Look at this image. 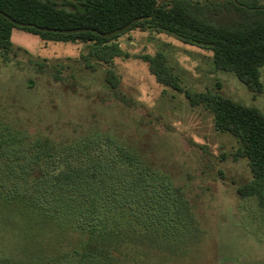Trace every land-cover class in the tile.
Listing matches in <instances>:
<instances>
[{
    "label": "rangeland",
    "instance_id": "rangeland-1",
    "mask_svg": "<svg viewBox=\"0 0 264 264\" xmlns=\"http://www.w3.org/2000/svg\"><path fill=\"white\" fill-rule=\"evenodd\" d=\"M54 1L70 8L67 1L75 0ZM116 41L128 54L111 62L116 89L104 80L107 66L85 57L83 43L47 40L15 27L11 48L0 50V255L33 238L31 217L4 201L10 189L30 190L23 169L33 167L30 176L51 175L99 159L130 170L118 145L154 172L147 177L149 201L168 196L167 180L181 188L188 205L189 245L175 258L155 256L147 264H264V207L236 192L250 179L246 160L232 157L236 138L215 130L202 105L191 106L183 92L156 82L136 55L159 51L184 89L210 90L263 115L264 94L217 69L210 50L172 35L131 29ZM260 81L264 88V67ZM141 207L152 210L147 203ZM139 208L119 207L116 215L137 225Z\"/></svg>",
    "mask_w": 264,
    "mask_h": 264
},
{
    "label": "trees",
    "instance_id": "trees-1",
    "mask_svg": "<svg viewBox=\"0 0 264 264\" xmlns=\"http://www.w3.org/2000/svg\"><path fill=\"white\" fill-rule=\"evenodd\" d=\"M67 5L70 8L54 0H0V50L11 48L15 27L47 40L83 43L85 57L107 66L104 80L116 89L119 79L111 62L128 56L116 39L131 29L163 32L210 50L217 69L232 71L250 91L264 94L260 81V67H264L261 0H75ZM133 19L137 20L125 31L102 34ZM14 21L35 26H18ZM39 27L91 30L71 33ZM136 57L147 63L156 82L183 92L191 106L200 104L209 110L215 130L236 138L232 157L245 159L250 172V179L236 192L253 197L264 207V115L210 90L184 89L174 67L159 51ZM116 146L130 170L119 171L99 159L51 175L30 176L34 168L23 169L28 175L25 179L31 181L30 190L10 189L4 201L21 207L25 217L35 218H30L34 231L28 234L33 238L28 246L0 255V264H147L155 256L175 258L178 249L189 245L191 220L181 188L165 179L168 196L157 195L149 201L154 172L127 148ZM146 203L152 210H141ZM132 205L140 206L141 216L137 214L138 221L134 220L137 225L120 221L116 215L117 208ZM152 263L158 264L156 260Z\"/></svg>",
    "mask_w": 264,
    "mask_h": 264
},
{
    "label": "water",
    "instance_id": "water-1",
    "mask_svg": "<svg viewBox=\"0 0 264 264\" xmlns=\"http://www.w3.org/2000/svg\"><path fill=\"white\" fill-rule=\"evenodd\" d=\"M137 19H133L132 21H130L128 24H126L125 26H123V27H121V28H119V29H117V30H114L113 32H110V33H102L103 35H105V36H111V35H113V34H116V33H120V32H122V31H125V30H127L135 21H136ZM14 23L16 24V25H18V26H25V25H27V26H35V25H33V24H24V23H19V22H17V21H14ZM39 29L40 30H44V31H59V32H76V31H81V30H91L90 28H83V29H69V30H65V29H63V30H61V29H49V28H41V27H39Z\"/></svg>",
    "mask_w": 264,
    "mask_h": 264
}]
</instances>
